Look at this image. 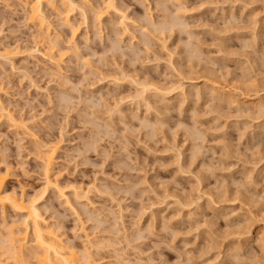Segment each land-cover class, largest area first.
<instances>
[{"label":"clouds","instance_id":"9594fccd","mask_svg":"<svg viewBox=\"0 0 264 264\" xmlns=\"http://www.w3.org/2000/svg\"><path fill=\"white\" fill-rule=\"evenodd\" d=\"M0 264H264V0H0Z\"/></svg>","mask_w":264,"mask_h":264},{"label":"rangeland","instance_id":"374dc122","mask_svg":"<svg viewBox=\"0 0 264 264\" xmlns=\"http://www.w3.org/2000/svg\"><path fill=\"white\" fill-rule=\"evenodd\" d=\"M32 2H33V0H32ZM32 22L35 23L36 21L34 22V21L32 20ZM16 83H18V82H16ZM14 86H15V84H14ZM7 183H9V182L6 181L5 184L7 185ZM8 190L10 191L11 189L9 188Z\"/></svg>","mask_w":264,"mask_h":264},{"label":"bare ground","instance_id":"6f19581e","mask_svg":"<svg viewBox=\"0 0 264 264\" xmlns=\"http://www.w3.org/2000/svg\"><path fill=\"white\" fill-rule=\"evenodd\" d=\"M35 2H36V0H33L32 3H35ZM32 20L35 22V17H33Z\"/></svg>","mask_w":264,"mask_h":264}]
</instances>
